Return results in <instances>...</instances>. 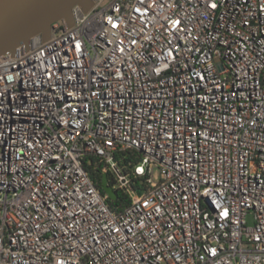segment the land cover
I'll return each instance as SVG.
<instances>
[{
    "label": "built area",
    "instance_id": "2783aa9c",
    "mask_svg": "<svg viewBox=\"0 0 264 264\" xmlns=\"http://www.w3.org/2000/svg\"><path fill=\"white\" fill-rule=\"evenodd\" d=\"M73 17L0 56V264H264V0Z\"/></svg>",
    "mask_w": 264,
    "mask_h": 264
},
{
    "label": "water",
    "instance_id": "95a60500",
    "mask_svg": "<svg viewBox=\"0 0 264 264\" xmlns=\"http://www.w3.org/2000/svg\"><path fill=\"white\" fill-rule=\"evenodd\" d=\"M76 5L87 12L94 0H0V56L8 52L13 54L21 44L28 47L30 39L38 35L46 41L56 21L63 20L71 27ZM101 185L111 199H116L106 175L102 176Z\"/></svg>",
    "mask_w": 264,
    "mask_h": 264
},
{
    "label": "trees",
    "instance_id": "16d2710c",
    "mask_svg": "<svg viewBox=\"0 0 264 264\" xmlns=\"http://www.w3.org/2000/svg\"><path fill=\"white\" fill-rule=\"evenodd\" d=\"M97 177H98V180L100 181L101 176L97 175ZM116 195H117L116 199L110 200V205L112 208H115L116 205L123 206L124 204H126L129 201V198L127 197V195H125L121 191L116 192Z\"/></svg>",
    "mask_w": 264,
    "mask_h": 264
},
{
    "label": "rangeland",
    "instance_id": "374dc122",
    "mask_svg": "<svg viewBox=\"0 0 264 264\" xmlns=\"http://www.w3.org/2000/svg\"><path fill=\"white\" fill-rule=\"evenodd\" d=\"M104 1H105V3H106L108 0H104ZM247 222H248V226L253 225L252 215H249V216L247 217Z\"/></svg>",
    "mask_w": 264,
    "mask_h": 264
}]
</instances>
